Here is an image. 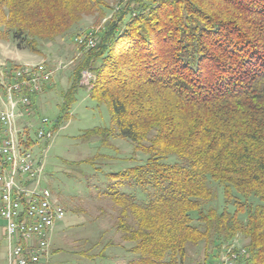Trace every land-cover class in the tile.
<instances>
[{
  "label": "trees",
  "instance_id": "trees-1",
  "mask_svg": "<svg viewBox=\"0 0 264 264\" xmlns=\"http://www.w3.org/2000/svg\"><path fill=\"white\" fill-rule=\"evenodd\" d=\"M116 2L0 0V38L35 51L38 39L66 36L83 14L113 9L60 109L68 115L91 73L90 98L107 103L112 126L88 129L84 139L109 146L119 135L149 155L108 174L136 264H186L188 246L200 243L208 264L239 236L248 239L242 261L264 264V0ZM172 154L180 159L167 162ZM210 180L233 210L205 207L215 198Z\"/></svg>",
  "mask_w": 264,
  "mask_h": 264
},
{
  "label": "rangeland",
  "instance_id": "rangeland-1",
  "mask_svg": "<svg viewBox=\"0 0 264 264\" xmlns=\"http://www.w3.org/2000/svg\"><path fill=\"white\" fill-rule=\"evenodd\" d=\"M119 0H108L112 7ZM113 9H107V15L99 12L83 14L81 20L66 36L54 41L38 39L37 49L31 50L27 42L13 38H0V63L20 64L46 63L53 71L52 81L39 99L41 115L56 121L60 117L58 129L47 144L35 149L44 154L46 164L44 181L55 197L66 209L68 217L74 219L70 230L62 238L52 236L59 251L52 256L49 264H136L138 257L129 251L132 243L123 239L118 229L120 208L107 193L116 189L109 173L125 171L133 166L146 164L149 155L135 147V143L119 135L108 140L109 146L101 144V138L94 136L84 139V132L95 127L112 125L111 111L104 103L98 105L89 95L88 82L94 76L83 75L78 88L77 100L68 115L61 112V103L65 92L75 78L77 67L89 48L78 44L75 38L89 36L91 32L99 39L100 30L111 17ZM74 34L71 37V34ZM88 34V35H87ZM23 63V64H24ZM22 64V63H21ZM166 160L174 163L178 158L172 154ZM215 198L205 207L233 210V201H227L224 187L210 180ZM122 192H135L140 200L147 198L141 190L122 185ZM248 239L239 236L224 246L218 259L208 264H245L242 260L247 254ZM245 251V252H244ZM204 244L188 246L186 264H203ZM0 264H7L4 223L0 219Z\"/></svg>",
  "mask_w": 264,
  "mask_h": 264
},
{
  "label": "built area",
  "instance_id": "built-area-1",
  "mask_svg": "<svg viewBox=\"0 0 264 264\" xmlns=\"http://www.w3.org/2000/svg\"><path fill=\"white\" fill-rule=\"evenodd\" d=\"M89 34L75 41L95 47L98 39ZM52 76L46 63H0V219L7 264H49L51 234L66 216L44 181L47 147L35 151L55 134V121L41 115L39 106Z\"/></svg>",
  "mask_w": 264,
  "mask_h": 264
},
{
  "label": "crops",
  "instance_id": "crops-1",
  "mask_svg": "<svg viewBox=\"0 0 264 264\" xmlns=\"http://www.w3.org/2000/svg\"><path fill=\"white\" fill-rule=\"evenodd\" d=\"M16 60H18L20 64L24 63V62H21V60L19 59H16ZM68 216L69 215L66 214L63 220L56 223L53 233L51 234V250H52L51 258L53 254L59 251V249L61 250V248H58V246L55 245L54 240L52 239V236L56 235L57 237L62 238L63 236L67 234V232L70 230V226L74 223L73 222L74 219ZM50 261H52V259H50Z\"/></svg>",
  "mask_w": 264,
  "mask_h": 264
}]
</instances>
